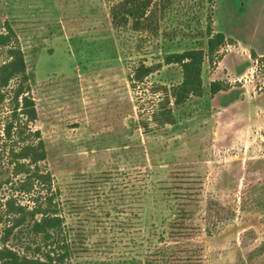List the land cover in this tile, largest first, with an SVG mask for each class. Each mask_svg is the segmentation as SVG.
Masks as SVG:
<instances>
[{
    "label": "rangeland",
    "instance_id": "1",
    "mask_svg": "<svg viewBox=\"0 0 264 264\" xmlns=\"http://www.w3.org/2000/svg\"><path fill=\"white\" fill-rule=\"evenodd\" d=\"M117 1L0 0V27L12 25L25 54L38 113L30 126L45 141V165L61 191L67 223L76 230L86 225L88 250L75 261L116 264L127 250L129 240L119 243L100 217L111 206L104 189L122 181L111 169L131 167L154 170L155 182L169 179L187 193L194 212L185 239L191 256L181 264H264V0H174L163 10L160 37L142 47L139 35L149 33L128 29L118 37L110 14ZM209 13L226 44L216 62L205 60L204 95L179 107L171 102L173 122L164 124V86L181 80L180 67L163 65L143 82L132 75L143 58L162 61L156 45L173 30L176 41L200 39L206 49ZM215 80L228 88L212 95ZM14 86L0 104V136ZM9 167L1 153L0 170ZM97 174L96 189L91 175ZM73 202L84 206L71 211ZM28 240L24 235L10 244L22 250ZM142 263L157 264L146 256Z\"/></svg>",
    "mask_w": 264,
    "mask_h": 264
},
{
    "label": "trees",
    "instance_id": "2",
    "mask_svg": "<svg viewBox=\"0 0 264 264\" xmlns=\"http://www.w3.org/2000/svg\"><path fill=\"white\" fill-rule=\"evenodd\" d=\"M173 1L119 0L113 3L110 14L118 37L128 29L137 34L149 33L139 35L142 42L138 47L150 42L152 37L159 38L163 10L171 9ZM192 20L186 22V29L190 31ZM206 22V49L198 46L202 43L200 39L194 45L185 39L176 41L177 32L173 30L156 45V49L162 51L158 55L162 61L148 64L143 58L132 75L133 82H143L163 65L180 67L181 80L170 88L164 86L166 101L161 112L164 124L173 122L171 102L179 107L192 97L204 95L205 60L208 57L212 63L216 62L215 57H220L219 52L226 44L225 33L214 31L212 13ZM3 28L0 27V58H6L0 61V104L6 99V88L13 81L15 86L11 96L12 112L6 117L0 136V154H6L12 166L0 170V225L6 223L1 235L0 264H78L77 254L88 250L86 225L80 223L84 222L80 219L76 230L67 223L61 191L54 185L53 173L45 165L48 157L45 141L40 130L30 126L38 113L31 95V75L25 54L12 25L5 23ZM227 88V84L215 80L210 93L215 95ZM111 170L110 174H118L122 181L103 190L111 206L103 210L100 218H105V227L116 233L119 243L124 238L130 242L116 264H143L144 256L153 257L157 264H181L190 257L185 239L192 233L190 221L194 212L187 207V193L177 191L169 179L155 182L152 179L154 170L147 172L131 167L124 171L118 167ZM91 176L92 186L97 189L100 178L98 174ZM5 188L12 190L8 196L3 194ZM21 196H28V201L23 202L25 198L21 200ZM72 204L71 211L76 205L84 206L78 202ZM24 235L29 238L24 249H18L16 243L10 244L11 240H22Z\"/></svg>",
    "mask_w": 264,
    "mask_h": 264
}]
</instances>
